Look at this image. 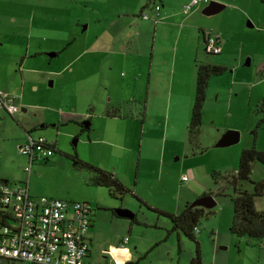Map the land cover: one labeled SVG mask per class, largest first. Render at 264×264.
Masks as SVG:
<instances>
[{"label":"rangeland","instance_id":"rangeland-1","mask_svg":"<svg viewBox=\"0 0 264 264\" xmlns=\"http://www.w3.org/2000/svg\"><path fill=\"white\" fill-rule=\"evenodd\" d=\"M224 1L225 7L216 14L163 16L156 19V26L153 19L141 18L151 15L153 0L140 4L132 0H0V90L19 94L28 115L55 112L73 117L58 128L37 131L56 143V151L47 161H34L28 187L33 194L86 201L92 206L96 213L87 234L91 240L89 264H106L101 256L107 255L99 251L124 239V245L138 256L130 264H187L194 254V240L170 230L169 219L154 209L165 211L163 207H172L173 200L185 196L189 181L179 185L178 177L195 162L207 167V176L197 181L207 185L206 193L215 201L211 212L197 224L201 226L195 235L200 264H264V239L237 237L228 231L231 197L216 195L211 178V172H233L237 162L232 168L226 152L252 145L254 116H261L255 102L264 95V0ZM200 30L220 36L217 54L204 51ZM121 37L137 40L120 48L115 41ZM58 47V55L45 56ZM33 53L36 56L26 58L21 67L22 75L29 73L23 77L25 88L19 93L12 56L25 58ZM150 59L147 102L150 105L153 97L155 103L147 109L143 123L140 110L146 98ZM198 63L219 65L223 70L207 80L199 131L189 139L184 129L187 113L183 130H177L183 112L175 106L179 99L175 95L181 92L191 97ZM18 114H22L20 109ZM84 119L90 123L89 130L81 129ZM226 130H235L241 137L235 144L216 147ZM256 131L257 145L264 149V119ZM18 134L14 119L0 110V171L9 181L27 179L23 170L26 157L17 149ZM124 138H130L129 150L121 151L116 145ZM177 147L184 153L179 158L172 154ZM139 150L141 158L164 153L168 163L162 172L156 159H150L136 176ZM82 162L123 166L118 177L132 191L136 179V192L142 196L135 195L140 201L127 192L112 197L105 187L90 183V173ZM253 164L250 179L264 178V167ZM243 186L251 190L245 182ZM253 205L256 210L264 209V192L254 197ZM121 209L133 214L134 220L117 217L115 211ZM209 226L216 229L214 233Z\"/></svg>","mask_w":264,"mask_h":264},{"label":"built area","instance_id":"built-area-1","mask_svg":"<svg viewBox=\"0 0 264 264\" xmlns=\"http://www.w3.org/2000/svg\"><path fill=\"white\" fill-rule=\"evenodd\" d=\"M208 0H189L183 4V14ZM159 5L154 4L152 15L142 14V19L158 18ZM206 53L220 51L219 38L207 31L203 37ZM16 95L0 90V110L10 115L18 112ZM18 152L27 158L23 167L28 176L36 160H45L53 154L48 142L42 137L26 135ZM186 182L187 176H181ZM25 182H9L0 179V264H88L86 263L90 207L84 201H65L33 196ZM198 232V226L193 228ZM126 239H124L125 241ZM123 241V242H124Z\"/></svg>","mask_w":264,"mask_h":264},{"label":"crops","instance_id":"crops-1","mask_svg":"<svg viewBox=\"0 0 264 264\" xmlns=\"http://www.w3.org/2000/svg\"><path fill=\"white\" fill-rule=\"evenodd\" d=\"M51 1H53V0H51ZM62 1L65 2V1H68V0H62ZM132 1H135L136 4H137V2H138V4H140L142 2V0H132ZM153 1H156L155 3L159 5L158 18L159 17L160 18L161 17L163 18V16H171V17H176V16L178 17L179 16L180 17L181 15L184 16V17H186V18L187 17L189 18L191 16H196V13H200L201 15H203L201 13V11L207 5V4L201 3V4H199V5L191 8L190 9V14L189 15H186V14H183L182 13L181 7H182L183 4L188 3L189 0H180V1L177 0V2H175V3L174 2H171L170 0H153ZM209 1H215L217 3L222 4L224 7H225V4H226L224 0H209ZM151 10H152V8H151ZM152 14L153 13L151 12V15ZM143 20H146V19H143ZM152 24L157 26L156 22H154V21H153ZM87 25H88V23H87ZM156 26H154V27H156ZM200 31H201V36H202V40H203V37H204V35H205V33L207 31H203V30H200ZM0 32H1V29H0ZM136 35H139V32H137ZM216 35L219 38V45H220V36L218 34H216ZM27 39L30 40L31 37H27ZM136 40L137 39H133V41H132V40H130V38L121 37V38L116 39L115 43L120 44V48H122L123 46H126L127 47V46L132 45V43L135 42ZM69 42L70 41H68V43ZM58 48H60V49H54L53 51L46 52L45 53V56L46 57H51V58L52 57H55L61 51V47H58ZM50 53H53L54 55L53 56H48V54H50ZM34 56H36V53L27 54V56L25 58H24V56H20V55H16V54L14 56H12L13 57L12 61L17 66V71L16 72H17V74H19V81L16 78H13L14 79V82L16 83V86L18 87L19 93L21 91H23L24 88H25V82H24L23 77L26 78L25 74L29 73L27 71H25L23 73V75L21 73L22 72V69L24 68V64H25L26 58L34 57ZM150 56H151V54H150ZM21 67H23V68H21ZM150 69H151V59L149 61V65H148V73H147V80H146V86H147V89H146V98H145L144 104H142L143 108H141V110H140V112L142 114L141 115V117H142L141 120H142L143 123H144V120H145V117H146L147 109L149 108V106H153V104L155 103L153 97H151L152 100H151V104L150 105L147 102V100H148V96L147 95H148V92H149V89H148L149 88L148 78L150 76V71H149ZM49 83H50V85H49ZM47 84H48V86H51L52 85V81L51 80L47 81ZM10 90L13 91V88L11 87ZM193 93H194V87H193ZM193 93H192L191 97H188L185 94H182L181 92L179 94L175 95V97H178L179 98L178 100H176L175 106H180L179 109H181L182 112H183L182 118L180 120V124H179V126L177 128L178 131H181V129L183 130V125H184V122L186 120L185 119V113H187L188 116L190 115V109H191V105H192V102H193ZM14 95H16V97H17L16 100H15V102L20 106L19 109L22 112V114L16 115L18 112H16L13 115L8 114L7 112L6 113L10 116L11 119H14V121L16 123V126L20 130V134H18V138H20L19 144H21V143L24 142L27 134H30L32 136L33 132H36V135L34 134L35 135L34 137H36V136H43L47 140L46 136L37 133V131H39L40 129L46 128L47 126L52 127V128H54V127L58 128L60 125H64L68 121L73 120V117L70 116L67 113L55 114V112L54 113L52 112L53 115H51V114H48V113H45V112L42 113V114L36 112L33 115H28L25 112V108L21 107V105L25 104L24 103L25 101H22V99L20 98L19 94H14ZM154 97H156L155 94H154ZM263 97H264V95H262L260 97V99H258L259 97L256 98V100H257L256 102L257 103L255 102V109H256V105L258 104V102ZM248 100H249V97H248ZM25 106H30V105H25ZM167 109L169 111V104L167 105ZM111 117H113V116H111ZM254 117H256V125H255V127H253L252 133L255 136H254V138H253V140L251 142L252 143L251 146H253L257 150L264 151V149H260L258 147V145H257V135H256V133H257L256 128L261 123V121L264 119V115H261L260 117H257V114H256ZM118 119H120V118L118 117ZM84 120H87V119H84ZM254 122H255V119H254ZM187 123H188V121H187ZM230 128H233V127H230ZM184 129H186V127H184ZM226 131H235V130H226ZM235 132H237V131H235ZM68 134H71V133H68ZM220 137L221 136H219V138ZM240 137L241 136H239V134H238V140H239ZM112 138H118V137L113 135ZM129 140H130V138L121 139V143L120 144H117L116 146L119 149H121V151L129 150L128 147H127V144H129ZM238 140H237V142H238ZM48 142L49 143L52 142V143H54L56 145V143L54 141H48ZM237 142H235V143H237ZM235 143H233V144H235ZM246 147L248 148V144H245L244 146H241V147L236 148V149L235 148H231L230 150H228L226 152L227 153V156H230V158H231V163L230 164H231L232 168L235 166L234 164H236V162L238 160L240 151L242 149L246 148ZM249 147H250V145H249ZM161 150H164V149H161ZM184 152H185V149H184ZM197 153H200V152H197V151H193L192 152V154H197ZM172 154L173 155H175V154L178 155L177 158H179L180 155L181 154H184V153H182L181 149L177 147L175 150L172 151ZM123 156H124V154H123ZM184 158H185V156H184ZM139 159H141L140 162H139ZM150 159H152V160L156 159V162L155 163H156L157 169L160 170V172H162L161 170L168 163L166 161L167 160V156H165L164 153L162 155H157L154 158L147 157V156H145L144 158H141V156H140V150H139V155H138V159H137V162H136V176L138 174V169L141 166L142 167L147 166V163H148V161ZM25 162H27V159L26 158H25ZM91 165H93V164H91ZM260 165H262L264 167L263 164H260ZM93 166H95V167H97L99 169H102L104 171L111 172L113 174V176L119 182H121L123 185H125V183H123V181L118 177V173H119L118 169L121 170V168L123 167L120 164L118 165V167H116V166L103 167L100 164L93 165ZM236 166H237V164H236ZM234 168H236V167H234ZM254 169H255L254 168V164L252 163L251 164V172H250V174H253L254 173ZM207 170H208L207 167H204L200 163H196V162L195 163H190L188 165V167L186 168V170L184 172L180 173V175L178 177L179 185H181V184H185V182H182L181 181V179H180L181 176L184 175V174L187 176V181H189V182L187 184H185V185H187L186 186V191L188 190V192H186L185 193V196H183L180 200H173L172 201V203H173V206L172 207H169V208L168 207L167 208L166 207H163L164 208L163 210H165L166 212H169V213L176 214V213H178L183 208L184 205H186L188 203L190 204V201L191 200H194L195 201V200H197L200 197L209 196V195H204L207 192V190H209V188L206 187L207 185H205V184L204 185H199L198 184V181H197V179L199 177H201V176H207V174H208ZM234 170L235 169H233V171ZM29 175H30V173H29ZM29 175L27 176V179H25L23 182H25V181L28 180ZM7 176L8 175H6L5 173H3V172L0 171V179L9 181L7 179ZM9 178H12V177L9 176ZM259 179H263L264 180V178H259ZM9 182H22V180H19V181L12 180V181H9ZM26 185H27V188H28L29 193L31 195H33V196L40 195V194H33L32 192H30V189L28 187V183ZM132 186H133V191L134 192L131 189L130 190H131V192L133 194H136L137 193L136 192L137 189L135 188L136 187V179H133V185ZM137 194H138V196H142L139 193H137ZM91 209H92V206H91ZM255 209H257V208H255ZM258 210H260V209H258ZM95 213L96 212L95 211L93 212V209H92L91 210V217H92V214H95ZM228 224H230V221H229ZM92 225H93V220L91 218L90 226L87 229V234H88L89 229L91 228ZM198 228H199V230H198V233H199V231L201 229V226L200 227L198 226ZM208 229L211 232H213V233L216 230L212 226H209ZM228 231H229V225H228ZM87 241H88L89 247H88V253H87L86 259L89 258V256H91V248H90V246H91V240H90L89 237H87ZM99 253L100 254L107 255V256H101L102 259H106V261H103V262H106V264H130V263H133L134 261H136L137 258H138V256L135 255L126 245H124L123 242L120 243V244H117V245L109 244L108 247H107V249H101L99 251ZM97 258H99V257H97ZM87 263L89 264L88 260H87ZM94 264H97V263H94Z\"/></svg>","mask_w":264,"mask_h":264},{"label":"trees","instance_id":"trees-1","mask_svg":"<svg viewBox=\"0 0 264 264\" xmlns=\"http://www.w3.org/2000/svg\"><path fill=\"white\" fill-rule=\"evenodd\" d=\"M222 70L223 68L221 66L214 64L198 63L195 65L193 102L191 105L190 115L186 128L189 139H191L199 131L201 107L205 96L207 80L210 75L219 74L220 72H222ZM256 110L259 114L264 115V97L256 105ZM89 126L90 123L88 122V120H84L81 129L89 130ZM74 140L75 138L72 141ZM48 146L52 149L53 153L56 151V145L54 143L48 142ZM44 161H47V159H45ZM253 162H258L259 164L264 165V151L257 150L253 146L244 148L239 153L237 166L232 173L221 175L217 172H211V178L215 187L214 193L216 195H228L231 197L232 216L229 224L230 233L236 235L237 237H246L260 241L264 239V209L256 210L254 208L253 201L254 197H258L263 194L264 180L250 179L251 164ZM82 165H84L90 173V183H92L93 185L105 187L110 196L121 197L124 193L127 192L140 201V199L135 194H133L129 188L119 182L111 172L104 171L86 162H82ZM244 182L247 186L250 185L251 190H248L247 187L243 186ZM210 194L211 193L208 192L204 195ZM88 205L90 207L88 225L89 227L91 222L92 209L89 203ZM154 210L169 219L171 223L170 230L180 231L187 238L194 240V254L189 259L187 264H200L201 260L199 248L197 246V242L195 241V235L198 232L195 233L193 228L195 226H198L197 224L199 223V220L204 215L211 212V208L205 209L197 205L190 206V204L188 203L184 205L183 208L176 214L162 211L159 209ZM116 211L115 215L117 217H122L119 216ZM128 219L134 220V216Z\"/></svg>","mask_w":264,"mask_h":264},{"label":"water","instance_id":"water-1","mask_svg":"<svg viewBox=\"0 0 264 264\" xmlns=\"http://www.w3.org/2000/svg\"><path fill=\"white\" fill-rule=\"evenodd\" d=\"M224 8V6L220 3H217L215 1H208L207 5L202 9L201 13L203 15H213L218 13ZM53 53L48 54V56H53ZM50 85V83H49ZM238 140V132L235 131H226L221 137L218 139V141L215 143L216 147H226L229 146ZM200 206L205 209H210L215 205L214 198L212 196H203L198 198L197 200L190 203V206ZM116 213L119 216L126 217V218H132L133 214H131L129 211L125 209H121L116 211Z\"/></svg>","mask_w":264,"mask_h":264}]
</instances>
